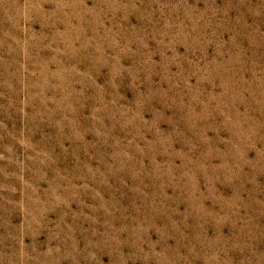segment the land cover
<instances>
[{"label":"rangeland","instance_id":"rangeland-1","mask_svg":"<svg viewBox=\"0 0 264 264\" xmlns=\"http://www.w3.org/2000/svg\"><path fill=\"white\" fill-rule=\"evenodd\" d=\"M0 264H264V0H0Z\"/></svg>","mask_w":264,"mask_h":264}]
</instances>
